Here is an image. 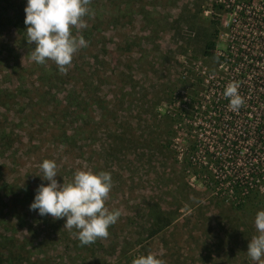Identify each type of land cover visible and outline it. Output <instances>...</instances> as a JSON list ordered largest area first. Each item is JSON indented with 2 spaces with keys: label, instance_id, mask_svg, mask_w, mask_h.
Masks as SVG:
<instances>
[{
  "label": "rangeland",
  "instance_id": "1",
  "mask_svg": "<svg viewBox=\"0 0 264 264\" xmlns=\"http://www.w3.org/2000/svg\"><path fill=\"white\" fill-rule=\"evenodd\" d=\"M97 2L95 11L88 5L87 27L72 31L86 36L87 46L65 66V82H75L81 100L76 143L49 130L51 106L58 102L42 110L32 101L16 103L18 116L8 113L10 122L2 109L0 126L21 139L16 155L0 153L5 176L35 184L43 160L56 163L58 184L82 170L111 174L105 207L120 216L108 236L94 242L102 248L94 247L85 264H116L113 248L123 242L127 256L151 253L163 264H252L247 244L256 235L255 213L264 210V92L255 80L264 75V0ZM13 38H5L8 68L17 57ZM211 44L221 60L203 55V45ZM19 53L34 70L11 73L12 79L32 83L42 65ZM2 67L0 86L9 94ZM233 82L244 101L238 111L223 96ZM235 184L253 189L240 193ZM152 208L171 219L155 235H149ZM61 220L55 237L48 225L32 226L30 220L15 224L14 236L32 244V260L43 258L49 244L59 256L76 231ZM49 254L48 261L55 258Z\"/></svg>",
  "mask_w": 264,
  "mask_h": 264
},
{
  "label": "trees",
  "instance_id": "2",
  "mask_svg": "<svg viewBox=\"0 0 264 264\" xmlns=\"http://www.w3.org/2000/svg\"><path fill=\"white\" fill-rule=\"evenodd\" d=\"M89 5L90 9L95 11L99 4L97 0H90ZM24 7L25 0H0V64L4 65L1 69H5L6 71L3 77L10 78L7 85L12 88L11 93L8 94L6 91H3L4 89L0 86V111L3 109L7 114L6 119L9 121L8 113L13 112L14 107L17 106L16 103H21V101H32L35 105L39 106V109L41 110L47 107L50 102H58L59 105L55 104L54 106H51L53 110L52 114L55 115V118L54 125L49 127V130L54 135L53 137H60L62 139L60 141L75 144L76 137L81 132L80 128L76 126L78 123L77 119L80 117L81 100L77 94L75 82H65L70 71L66 68L64 72H60L52 61H46L44 64H41L42 66H40L39 69H37L38 71L35 75H38V78L32 83H27V79L21 77L18 78V76V81L12 79L13 77L11 73H13V75H18L21 71L26 73V70H34L32 64L23 62V56L19 53V50L22 51L24 58L27 59L31 54V48L34 47V45L26 42V26L23 23ZM74 30L75 28L72 31ZM88 33L89 31L87 32V36L89 35ZM12 34L15 36V38H13V43L17 51L15 52L17 57L14 61V68H8L9 66L6 65V60L2 59V57L9 52V49L4 50V48L9 47L5 38H10ZM82 37L84 40L88 41L86 36L82 35ZM202 52L204 56L210 57L214 60H221V58L214 53L213 44L208 47L203 45ZM76 55L77 52L74 54L73 58L76 57ZM73 58L71 62L74 61ZM100 63L106 70L111 69L110 62L101 61ZM71 73L77 75L74 72ZM194 92L195 91H191L192 94ZM61 101L64 102L63 108H61ZM56 106H59V108ZM216 107L219 108V106ZM13 113L15 117L18 116L15 112ZM36 115L38 114H33V116ZM39 125L40 127H43L45 124L39 123ZM68 128L72 130H68ZM256 132L259 134L261 129L256 130ZM14 137L15 135L12 132L9 134L4 130L3 126H0L1 154L8 151L13 152L14 155L17 154L18 148L21 146V139L18 138L17 140V138ZM233 144L234 143H232V145ZM64 146H68V144H64ZM13 147H15V150H13ZM0 159H3L2 156H0ZM190 160L193 162L197 161L194 155L190 156ZM190 163L187 165H191ZM3 168L4 166L0 164V264H85L89 256L95 251L94 247L102 248V246L97 243L81 245L77 239L76 231H74L71 234L72 241L65 246L66 248L61 255L55 257L53 255L54 250H51L49 244L48 247L46 245L43 247L44 249L41 252L43 258H40L38 261L32 260L31 255L35 253L31 247L32 244H30L28 240L21 243L14 236L16 225L21 227L27 220L31 221L32 226L37 225L39 227L44 223L48 225L52 231V233L50 232L48 235L55 237L57 234L56 232L62 225V220L61 218L55 219L47 215L41 217L37 215L35 211H29V204L33 200L37 187L42 184L46 185L45 180H36V183L32 185H20L18 183L10 182L5 176ZM237 185H239L238 181ZM239 186H236L235 184L234 191L236 190L240 193H244L242 187L246 188V192L252 191L253 189V185L249 184L248 186ZM148 213L151 219L149 235L159 233L167 227L171 221V219L164 220L165 213L161 211L160 208L154 210L153 208L152 210L149 209ZM51 237L44 239L42 244H47V241L50 242ZM122 244L128 246L127 242H123L121 245L116 243L113 248V251L118 253L120 258L116 264H132L133 259L143 255V252L136 251V253H133L131 256H127V247L123 249ZM49 250L55 258L48 261V255H50Z\"/></svg>",
  "mask_w": 264,
  "mask_h": 264
},
{
  "label": "clouds",
  "instance_id": "3",
  "mask_svg": "<svg viewBox=\"0 0 264 264\" xmlns=\"http://www.w3.org/2000/svg\"><path fill=\"white\" fill-rule=\"evenodd\" d=\"M90 0H25L24 20L26 42L34 45L30 58L37 64L52 61L60 72L70 65L74 54L87 42L82 36L72 34L74 28L84 29L89 15ZM223 96L228 98L232 111H238L244 103L238 94V84L229 83ZM42 180L35 191L29 211L37 215L64 219L63 227L76 230L81 245H89L108 236V228L115 224L120 212L109 211L105 201L112 186L111 174L82 170L74 173L69 183L58 184L54 161L43 160L39 165ZM254 235L247 244V256L252 264L264 261V210L254 216ZM132 264H163L151 253L133 259Z\"/></svg>",
  "mask_w": 264,
  "mask_h": 264
},
{
  "label": "built area",
  "instance_id": "4",
  "mask_svg": "<svg viewBox=\"0 0 264 264\" xmlns=\"http://www.w3.org/2000/svg\"><path fill=\"white\" fill-rule=\"evenodd\" d=\"M255 80H259V85L262 86V92H264V75L256 78Z\"/></svg>",
  "mask_w": 264,
  "mask_h": 264
}]
</instances>
